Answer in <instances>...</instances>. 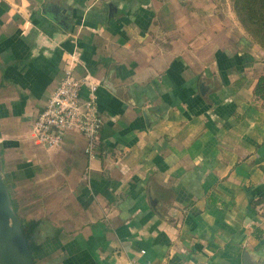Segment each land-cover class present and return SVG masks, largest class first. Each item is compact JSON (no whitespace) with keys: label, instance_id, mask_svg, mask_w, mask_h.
Masks as SVG:
<instances>
[{"label":"crops","instance_id":"1","mask_svg":"<svg viewBox=\"0 0 264 264\" xmlns=\"http://www.w3.org/2000/svg\"><path fill=\"white\" fill-rule=\"evenodd\" d=\"M203 1L0 0L3 177L37 264H264V65ZM73 55L94 158L33 134Z\"/></svg>","mask_w":264,"mask_h":264},{"label":"built area","instance_id":"2","mask_svg":"<svg viewBox=\"0 0 264 264\" xmlns=\"http://www.w3.org/2000/svg\"><path fill=\"white\" fill-rule=\"evenodd\" d=\"M77 62L73 55L60 86L38 115L33 134L41 145L55 148L61 145L67 131H77L86 140V154L94 158L103 124L98 106V85L88 76L81 79L75 77ZM128 264H135V261L130 260Z\"/></svg>","mask_w":264,"mask_h":264},{"label":"water","instance_id":"3","mask_svg":"<svg viewBox=\"0 0 264 264\" xmlns=\"http://www.w3.org/2000/svg\"><path fill=\"white\" fill-rule=\"evenodd\" d=\"M112 11L113 5H109ZM0 264H36L3 177L0 154Z\"/></svg>","mask_w":264,"mask_h":264},{"label":"trees","instance_id":"4","mask_svg":"<svg viewBox=\"0 0 264 264\" xmlns=\"http://www.w3.org/2000/svg\"><path fill=\"white\" fill-rule=\"evenodd\" d=\"M232 2L235 13L241 24L254 38L256 43H258L264 49V0H232ZM255 95L256 97L264 100V77L259 79L255 90ZM262 201H264V194L262 195L258 203H261ZM21 222L23 233L27 238V242L29 244L31 235L38 224L34 222L25 224L23 220H21ZM30 250L34 256L31 248ZM34 259L37 264L35 256Z\"/></svg>","mask_w":264,"mask_h":264},{"label":"rangeland","instance_id":"5","mask_svg":"<svg viewBox=\"0 0 264 264\" xmlns=\"http://www.w3.org/2000/svg\"><path fill=\"white\" fill-rule=\"evenodd\" d=\"M194 1V0H188ZM203 3L208 7L209 10L217 14L220 20H223L226 28L229 27V30L234 27L235 30L241 29L243 35L248 37L250 41L259 49L261 59L258 62H261L264 65V49L260 46L254 38L248 33L245 27L239 21L232 0H204ZM233 32V31H231Z\"/></svg>","mask_w":264,"mask_h":264}]
</instances>
